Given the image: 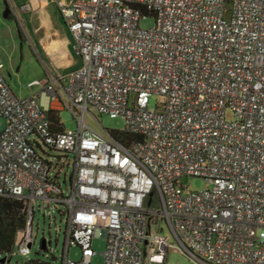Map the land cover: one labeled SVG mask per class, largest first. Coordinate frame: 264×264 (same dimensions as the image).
<instances>
[{
    "label": "built area",
    "instance_id": "built-area-1",
    "mask_svg": "<svg viewBox=\"0 0 264 264\" xmlns=\"http://www.w3.org/2000/svg\"><path fill=\"white\" fill-rule=\"evenodd\" d=\"M61 15L79 68L21 99L0 62V197L26 213L6 258L30 254L36 206L54 203L66 217L59 264H90L96 239L104 264H167L170 247L197 264H264V0H75ZM153 95L165 98L154 111ZM65 110L76 130L51 122ZM90 110L123 119L130 139L90 128ZM183 177L209 186L189 191Z\"/></svg>",
    "mask_w": 264,
    "mask_h": 264
},
{
    "label": "rangeland",
    "instance_id": "rangeland-1",
    "mask_svg": "<svg viewBox=\"0 0 264 264\" xmlns=\"http://www.w3.org/2000/svg\"><path fill=\"white\" fill-rule=\"evenodd\" d=\"M6 6L0 0V61L4 63L2 74L10 85L12 91L18 98H28L34 92L39 90L40 82L45 79L46 63L41 59L39 48L34 46L35 40L30 32L22 36L18 21L15 18L5 17ZM61 26L66 28L63 18ZM155 25V19L148 17L142 19L140 26L143 29H150ZM68 28V27H67ZM69 30V28H68ZM72 41L75 39L71 31ZM34 43V44H33ZM76 58L81 59L78 52ZM165 102V98L159 95H153L150 99V109L157 110V107ZM60 119L67 130L77 129V120L72 111L65 110L60 112ZM86 124L95 131L102 132V129H108L112 132H120L125 129V121L121 118H111L108 115H100L94 110H90L85 116ZM5 122L0 118V131H3ZM72 165L68 171L66 168L62 174V185L65 193L68 189L64 184V175L67 173V183L70 184ZM181 184L187 190L192 192L203 191L208 188V183L197 177H183ZM40 205V206H39ZM36 206L33 223V241L31 252L28 256L14 255L8 258L5 264H59L62 259L63 249L66 238V217L63 216L65 208L63 205L50 206L42 203ZM154 209H158L153 205ZM158 236L161 239H167L170 245H178L174 235L169 230L167 223L159 221ZM46 240L47 249L41 248L42 241ZM19 240L16 242L18 248ZM106 242L103 239L94 240L93 249L96 252L90 264H104L103 252ZM81 257V251L78 248L70 250L69 258L78 261ZM2 258H0L1 260ZM9 261V262H8ZM167 264H197L196 262L184 256L176 247H170L167 256Z\"/></svg>",
    "mask_w": 264,
    "mask_h": 264
},
{
    "label": "crops",
    "instance_id": "crops-1",
    "mask_svg": "<svg viewBox=\"0 0 264 264\" xmlns=\"http://www.w3.org/2000/svg\"><path fill=\"white\" fill-rule=\"evenodd\" d=\"M2 1L6 6L5 17L17 19L22 36L30 32L35 40L34 46L39 48L41 59L47 64L44 72L45 79L42 82L52 74L67 75L79 68L81 59L76 58L77 50L68 30L69 27L61 26L63 18L61 8L70 6L75 0ZM0 62L4 65L2 61ZM40 90L41 87L33 95L39 93ZM42 101L47 104V97L42 96ZM64 129H66L65 125Z\"/></svg>",
    "mask_w": 264,
    "mask_h": 264
},
{
    "label": "trees",
    "instance_id": "trees-1",
    "mask_svg": "<svg viewBox=\"0 0 264 264\" xmlns=\"http://www.w3.org/2000/svg\"><path fill=\"white\" fill-rule=\"evenodd\" d=\"M55 129H64L61 123L60 112L51 111L48 113ZM117 141L126 143L130 139L124 131L113 132ZM37 151L41 154L45 146H37ZM48 149V148H46ZM43 155V154H42ZM26 213L23 202L9 197H0V258L9 257L15 246L17 235L25 226ZM45 264V263H41Z\"/></svg>",
    "mask_w": 264,
    "mask_h": 264
},
{
    "label": "water",
    "instance_id": "water-1",
    "mask_svg": "<svg viewBox=\"0 0 264 264\" xmlns=\"http://www.w3.org/2000/svg\"><path fill=\"white\" fill-rule=\"evenodd\" d=\"M42 248L43 249H45L46 248V240H43L42 241ZM7 260H8V258H2L1 260H0V264H5L6 262H7ZM9 262V261H8Z\"/></svg>",
    "mask_w": 264,
    "mask_h": 264
}]
</instances>
